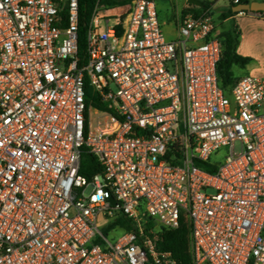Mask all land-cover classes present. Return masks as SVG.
Masks as SVG:
<instances>
[{
	"label": "built area",
	"instance_id": "built-area-1",
	"mask_svg": "<svg viewBox=\"0 0 264 264\" xmlns=\"http://www.w3.org/2000/svg\"><path fill=\"white\" fill-rule=\"evenodd\" d=\"M78 26V0H0V264H176L181 218L193 264H264V78L220 86L210 8L172 39L152 0Z\"/></svg>",
	"mask_w": 264,
	"mask_h": 264
},
{
	"label": "trees",
	"instance_id": "trees-1",
	"mask_svg": "<svg viewBox=\"0 0 264 264\" xmlns=\"http://www.w3.org/2000/svg\"><path fill=\"white\" fill-rule=\"evenodd\" d=\"M129 0H100V4L112 8L120 5H124ZM96 0H78L79 8V26H78V42L80 44V50L84 47V34L90 20ZM247 3V0H237L236 4H232V7ZM201 6L205 9L209 7V3H201ZM231 9L224 10L220 13L219 19L224 20L228 17L235 15ZM259 17L264 18V12H257ZM220 35L224 38L221 57L217 64V77L219 79L220 86L223 89L228 90L230 86L238 79L233 72L234 67L244 68L251 61L248 57H243L236 52L237 45L239 43V30L236 26L222 30ZM201 169L210 173L214 172V167L207 163L196 162ZM99 172L98 161L96 157L91 154L84 153L81 157L80 174L84 176H92ZM116 227V231L124 232L130 229L128 221L124 217H118L112 227ZM157 249L159 251L170 252L176 264H193L191 252H190V227L189 223L181 218L178 228L174 230H163L160 234V240L157 243Z\"/></svg>",
	"mask_w": 264,
	"mask_h": 264
},
{
	"label": "crops",
	"instance_id": "crops-1",
	"mask_svg": "<svg viewBox=\"0 0 264 264\" xmlns=\"http://www.w3.org/2000/svg\"><path fill=\"white\" fill-rule=\"evenodd\" d=\"M252 1L264 2V0H247V3ZM159 19L163 24V30L167 39H172L175 36L177 24H175L170 17L165 20L161 19L159 16ZM229 21L238 26L241 31L239 43L236 48L237 54L251 59L250 63L246 65V67L239 68L242 69V72L237 75V77L240 78L246 74L256 77L264 75V18L259 17L258 13L239 12L222 20V24L224 25ZM225 29H227V27L223 26V29L220 30L222 31ZM235 69H238V67H234L233 72Z\"/></svg>",
	"mask_w": 264,
	"mask_h": 264
},
{
	"label": "rangeland",
	"instance_id": "rangeland-1",
	"mask_svg": "<svg viewBox=\"0 0 264 264\" xmlns=\"http://www.w3.org/2000/svg\"><path fill=\"white\" fill-rule=\"evenodd\" d=\"M155 5L157 12L161 19H172L175 24H177L181 19L185 18L189 14L197 15L202 12L204 8L201 6V3H209L210 12L212 14V19L217 31L222 32L220 29L224 27H231L232 25L236 26L233 22L229 21L226 24H222V20L219 19V15L222 11L231 9L233 4V0H195L200 3V5H195L189 3V0H152ZM109 23H113V19H109ZM238 28V26H236ZM167 30V29H166ZM239 30V28H238ZM168 31V30H167ZM261 31V30H258ZM239 33L241 31L239 30ZM263 64V63H262ZM264 66V64H263ZM242 72V69H235V76L239 75ZM247 75V74H246ZM242 77V76H241ZM257 77H263L264 75H260ZM114 89V88H113ZM223 153L226 152V149L221 150ZM219 153V152H218ZM221 159V158H220ZM101 231L106 233V229H102Z\"/></svg>",
	"mask_w": 264,
	"mask_h": 264
},
{
	"label": "water",
	"instance_id": "water-1",
	"mask_svg": "<svg viewBox=\"0 0 264 264\" xmlns=\"http://www.w3.org/2000/svg\"><path fill=\"white\" fill-rule=\"evenodd\" d=\"M189 3L195 4V5H200L198 1L195 0H189ZM232 12L234 13H239V12H252V13H257V12H264V2H256L252 1L249 3H243L240 5H236L232 7Z\"/></svg>",
	"mask_w": 264,
	"mask_h": 264
}]
</instances>
